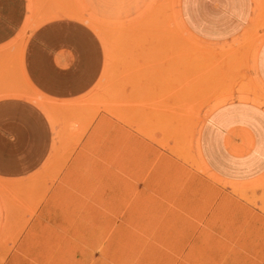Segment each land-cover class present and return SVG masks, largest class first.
Instances as JSON below:
<instances>
[{
	"label": "crops",
	"instance_id": "obj_1",
	"mask_svg": "<svg viewBox=\"0 0 264 264\" xmlns=\"http://www.w3.org/2000/svg\"><path fill=\"white\" fill-rule=\"evenodd\" d=\"M67 10L55 0H0V179L29 188L21 226L0 229L12 237L0 243V264H101L100 252L110 250L102 242L132 235L133 204H147L150 187L174 203L188 198V210L173 215L179 244L185 237L197 244L211 226L220 230L209 235L219 239L205 243L220 247L199 250L220 252L221 264H264L263 213L198 208L222 204L228 190L208 179L186 181L190 191L182 192L180 179L166 185L165 151L96 101L87 103L105 75L106 51L97 31ZM179 13L202 41L258 34L251 59L264 88V0H181ZM199 149L225 181L262 176L264 107L240 99L214 107Z\"/></svg>",
	"mask_w": 264,
	"mask_h": 264
},
{
	"label": "rangeland",
	"instance_id": "obj_2",
	"mask_svg": "<svg viewBox=\"0 0 264 264\" xmlns=\"http://www.w3.org/2000/svg\"><path fill=\"white\" fill-rule=\"evenodd\" d=\"M55 1L68 9L70 18L88 22L104 43L107 69L87 103L96 101L100 109L126 121L165 151L166 185L180 179L183 192L194 190L185 187L186 181L208 179L228 190L229 196L220 205L199 202L198 208L264 214V174L246 182L225 181L207 167L199 149L203 123L214 107L235 99L264 107V88L251 59L258 34L231 43L202 41L184 26L181 0ZM148 191L147 204H133L132 235L102 242V248L110 250L100 252L101 264H221L220 252L199 250L220 247L205 243L219 239L209 234L220 229L210 226L207 236L197 237V244H189L187 237L179 244L173 215L188 210V198L174 203L156 187ZM28 199L29 188L0 179L1 230L21 226L19 216L22 211L27 215ZM146 215L148 219L140 218ZM198 223L200 231L205 221ZM8 238L12 237L0 234V243Z\"/></svg>",
	"mask_w": 264,
	"mask_h": 264
},
{
	"label": "bare ground",
	"instance_id": "obj_3",
	"mask_svg": "<svg viewBox=\"0 0 264 264\" xmlns=\"http://www.w3.org/2000/svg\"><path fill=\"white\" fill-rule=\"evenodd\" d=\"M244 100V99H243ZM176 121H179V120H176ZM176 123V122H175Z\"/></svg>",
	"mask_w": 264,
	"mask_h": 264
}]
</instances>
